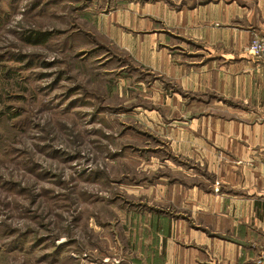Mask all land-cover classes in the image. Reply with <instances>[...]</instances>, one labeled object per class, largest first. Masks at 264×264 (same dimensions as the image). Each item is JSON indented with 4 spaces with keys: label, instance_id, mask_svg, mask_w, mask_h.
Instances as JSON below:
<instances>
[{
    "label": "rangeland",
    "instance_id": "rangeland-1",
    "mask_svg": "<svg viewBox=\"0 0 264 264\" xmlns=\"http://www.w3.org/2000/svg\"><path fill=\"white\" fill-rule=\"evenodd\" d=\"M10 1L0 264H165L159 237L188 218L185 193H218L191 122L223 104L200 52L154 0Z\"/></svg>",
    "mask_w": 264,
    "mask_h": 264
},
{
    "label": "crops",
    "instance_id": "crops-1",
    "mask_svg": "<svg viewBox=\"0 0 264 264\" xmlns=\"http://www.w3.org/2000/svg\"><path fill=\"white\" fill-rule=\"evenodd\" d=\"M153 7L163 9L172 34L195 45L201 80L223 103L191 121L218 193H185L189 216L171 222L158 248L164 244L165 264H256L264 254V63L247 46L264 37V0H154Z\"/></svg>",
    "mask_w": 264,
    "mask_h": 264
},
{
    "label": "built area",
    "instance_id": "built-area-1",
    "mask_svg": "<svg viewBox=\"0 0 264 264\" xmlns=\"http://www.w3.org/2000/svg\"><path fill=\"white\" fill-rule=\"evenodd\" d=\"M248 54L257 61L264 63V37H253L247 46ZM262 165L264 166V155L261 160ZM214 191H218V183L214 184ZM256 264H264V254H260Z\"/></svg>",
    "mask_w": 264,
    "mask_h": 264
},
{
    "label": "trees",
    "instance_id": "trees-1",
    "mask_svg": "<svg viewBox=\"0 0 264 264\" xmlns=\"http://www.w3.org/2000/svg\"><path fill=\"white\" fill-rule=\"evenodd\" d=\"M14 3V0H11L10 2H9V4L10 5H12ZM44 35L42 34V33H36L35 35H32L31 36V39L30 40H33V42L32 41H30V42H32V43H34V44H39V43H42L43 42V37ZM33 37V38H32Z\"/></svg>",
    "mask_w": 264,
    "mask_h": 264
}]
</instances>
